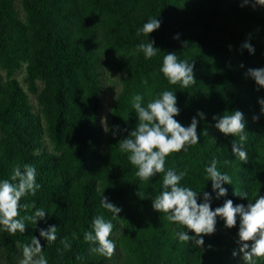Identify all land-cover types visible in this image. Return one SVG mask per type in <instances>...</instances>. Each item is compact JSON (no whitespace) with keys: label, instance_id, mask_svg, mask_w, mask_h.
<instances>
[{"label":"trees","instance_id":"1","mask_svg":"<svg viewBox=\"0 0 264 264\" xmlns=\"http://www.w3.org/2000/svg\"><path fill=\"white\" fill-rule=\"evenodd\" d=\"M241 3L0 0V179L9 178L16 166H35L41 187L35 196L21 198L20 203L29 207L19 211L30 215L34 202L48 213L47 223L41 221L35 228L26 222L23 233L0 230V251L8 264H18L22 246L49 224L57 226L56 241L41 239L49 264H244L236 243L238 223L226 228L218 217L216 231L204 235L202 250L191 241H179L178 226L152 209L163 173L139 180L135 166L119 148V141L137 123L133 95L139 93L147 102L172 90L180 109L175 119L187 126L198 111L205 119L197 117L200 141L188 146L187 153L169 154L165 168L186 169L182 185L212 192L204 167L215 158L218 170L227 172L232 184L223 185L228 189L225 197L212 193V209L225 199L246 205L264 195V116H259L257 103L264 89L258 91L246 75L249 68L264 67V6ZM149 17H157L161 26L148 37L158 48L157 55L145 59L136 45L147 42V37H138L136 30ZM176 34L178 40L173 38ZM245 41L254 46V54L241 48ZM169 52L193 64L194 84L170 85L159 72ZM23 67L27 89L14 77ZM105 67L121 74L107 132L97 123ZM30 94L36 96L38 111ZM235 110L245 115L247 161L231 152L232 140L238 137L213 127V115ZM115 125L119 130L114 136ZM102 190L122 208L115 219L100 206ZM101 214L114 225L109 238L115 250L107 256L91 252L93 245L83 239L92 218ZM63 238L70 248L61 244Z\"/></svg>","mask_w":264,"mask_h":264},{"label":"clouds","instance_id":"2","mask_svg":"<svg viewBox=\"0 0 264 264\" xmlns=\"http://www.w3.org/2000/svg\"><path fill=\"white\" fill-rule=\"evenodd\" d=\"M249 4L253 7L264 6V0H242L240 6ZM160 26L161 21L157 17H149L136 30L138 37L141 35L147 37V42L142 41L136 45V51L143 53L145 59L157 55L158 48L154 47V41L148 37ZM173 38L178 40L179 34ZM241 48L247 49L249 54L255 53L254 46L248 41H245ZM193 67L188 60L179 59L175 52H169L163 56L159 72L170 85L179 84L180 87L187 88L195 83ZM246 75L254 80L258 91L264 89V67L249 68ZM143 84L147 85L148 80H143ZM257 103L259 116H264V97H258ZM131 107L135 111L137 123L126 138L119 141V148L127 154L128 162L135 166V176L139 180L147 181L156 174L163 173L161 190L152 198V209L163 213L168 222L178 226L175 232L177 239L185 243L191 241V245L202 250L204 235H211L216 231L219 217L226 228H232L238 223L236 243L239 245V253L243 254L244 264H257V261L264 264V195H257L246 205L234 204L232 199H225L222 205L212 209V193H215L216 198L225 197L228 189L223 185L232 184L231 176L218 170L215 158L204 167L207 181H211L212 192L197 191L190 186L182 185L181 181L187 175L186 169L177 171L174 168H165L169 154L181 151L187 153L188 146L196 145L200 141L197 134V117L203 120L205 113L198 111L189 125H182L175 119L180 109L172 90H163L147 102H144L141 94H135L131 99ZM259 116H254L253 119L257 120ZM212 119L215 121L213 127L220 133L238 137V141L232 140L231 152L240 161H247L248 156L244 148L247 140L244 113L235 110L222 116L213 115ZM113 127L115 136L119 125ZM104 130L108 131L106 128ZM40 187L35 166L27 163L22 167H14L9 178L0 179V230L15 235L17 232H25L26 222L35 225V228L41 221L47 223L48 213L42 207L37 208L34 202L32 204L34 210L30 215L22 216L19 211L21 208L29 207L20 203L21 198L26 195L35 196ZM139 196L143 199L142 193ZM242 196L247 198V193ZM100 206L111 213L113 219L122 211L121 207L104 195V190L100 192ZM113 219H106L102 214L92 218L91 230L83 234V239L93 245L90 248L91 252L105 256L113 253L115 243L109 238L114 227ZM189 232L193 234L190 235ZM38 233V236L32 237L30 243L22 246L18 264H49L42 250L41 239L47 242L56 241L57 226L49 224L47 227H39ZM61 244L65 249L71 247L66 238L61 239ZM237 254L236 251L233 252V256Z\"/></svg>","mask_w":264,"mask_h":264},{"label":"rangeland","instance_id":"3","mask_svg":"<svg viewBox=\"0 0 264 264\" xmlns=\"http://www.w3.org/2000/svg\"><path fill=\"white\" fill-rule=\"evenodd\" d=\"M105 75L103 77V93H102V107L98 115L97 123L104 130L109 129L110 112L112 108V103L114 98L118 95L121 90L120 77L121 74L115 73L109 68L105 67ZM15 79L20 81L22 86L27 89V84L25 83L26 71L25 67L21 68L15 74ZM30 100L32 105L35 106V111H38L36 96L30 94ZM105 131V130H104ZM106 132V131H105ZM52 150V147H48ZM0 264H8L4 259L2 252L0 251Z\"/></svg>","mask_w":264,"mask_h":264}]
</instances>
